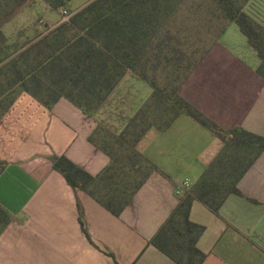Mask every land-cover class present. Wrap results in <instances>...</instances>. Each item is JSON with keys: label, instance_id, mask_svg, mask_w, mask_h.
<instances>
[{"label": "crops", "instance_id": "obj_1", "mask_svg": "<svg viewBox=\"0 0 264 264\" xmlns=\"http://www.w3.org/2000/svg\"><path fill=\"white\" fill-rule=\"evenodd\" d=\"M49 11L55 10L43 0H28L1 29L12 41L19 34L23 42L34 40L63 22L50 24ZM16 20L19 29L9 34ZM139 81L128 72L92 117L64 98L48 110L22 94L3 118L0 206L10 223L0 235V264H176L150 241L176 209L181 185L189 181L190 189L215 160L219 139L212 144L185 114L166 129L147 131L135 149L149 176L119 217L73 189L53 167V156H66L99 175L110 158L89 138L99 125L123 131L152 93L150 88L145 96ZM185 84L179 95L223 129L242 127L264 136V83L238 85L224 105L195 102L183 93ZM238 189L241 195H230L218 214L199 201L192 204L190 220L205 227L198 242L207 255L203 264H264V152Z\"/></svg>", "mask_w": 264, "mask_h": 264}, {"label": "trees", "instance_id": "obj_2", "mask_svg": "<svg viewBox=\"0 0 264 264\" xmlns=\"http://www.w3.org/2000/svg\"><path fill=\"white\" fill-rule=\"evenodd\" d=\"M28 0H0V123L22 94L48 110L61 98L85 115H95L128 72L152 89L122 132L98 126L89 138L109 158L92 176L66 156L53 167L119 217L146 182L149 171L136 146L152 128H168L185 114L221 141L222 148L179 203L150 244L176 264H203L198 248L205 227L193 223L194 201L218 214L238 183L264 152V136L242 127L223 129L179 95L180 87L212 46L236 24L261 61L264 80V25L247 11L252 0H93L34 40L12 41L1 24ZM58 11L66 0H43ZM6 162L0 160V175ZM10 217L0 206V235Z\"/></svg>", "mask_w": 264, "mask_h": 264}, {"label": "rangeland", "instance_id": "obj_3", "mask_svg": "<svg viewBox=\"0 0 264 264\" xmlns=\"http://www.w3.org/2000/svg\"><path fill=\"white\" fill-rule=\"evenodd\" d=\"M91 1L93 0H66V7L59 9L58 12L49 11L47 21L50 24L56 23L59 19L62 21V10L73 13ZM247 11L264 25V0H252ZM18 29L16 20L7 32L12 34ZM214 45L215 47L203 63L198 65L185 81L183 93L187 97L195 102H207L204 104L224 105L227 99H234L238 85L264 83L256 71L261 61L236 24H229L226 32ZM139 85L142 86L141 91H144L145 96L150 94L151 90L147 84L139 81ZM195 125L203 131L212 144L218 145V140L211 132L200 126L199 123Z\"/></svg>", "mask_w": 264, "mask_h": 264}, {"label": "built area", "instance_id": "obj_4", "mask_svg": "<svg viewBox=\"0 0 264 264\" xmlns=\"http://www.w3.org/2000/svg\"><path fill=\"white\" fill-rule=\"evenodd\" d=\"M61 13H62V21L63 22L67 21L72 15V13L68 12L67 10H62ZM189 187H190L189 181H185L181 185V187L177 190V194H181L182 191L189 189Z\"/></svg>", "mask_w": 264, "mask_h": 264}]
</instances>
